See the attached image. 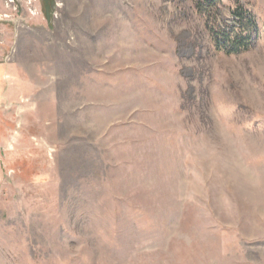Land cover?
Wrapping results in <instances>:
<instances>
[{
    "label": "rangeland",
    "instance_id": "1",
    "mask_svg": "<svg viewBox=\"0 0 264 264\" xmlns=\"http://www.w3.org/2000/svg\"><path fill=\"white\" fill-rule=\"evenodd\" d=\"M239 7L258 31L228 54ZM231 106L264 124V0H0V264H264Z\"/></svg>",
    "mask_w": 264,
    "mask_h": 264
},
{
    "label": "clouds",
    "instance_id": "2",
    "mask_svg": "<svg viewBox=\"0 0 264 264\" xmlns=\"http://www.w3.org/2000/svg\"><path fill=\"white\" fill-rule=\"evenodd\" d=\"M261 117L264 116L256 118ZM219 119L221 127L217 135L220 166L241 188L254 192L264 187V171L251 164L253 154L264 152V124L252 130L254 119L236 114L235 106L228 107Z\"/></svg>",
    "mask_w": 264,
    "mask_h": 264
},
{
    "label": "trees",
    "instance_id": "3",
    "mask_svg": "<svg viewBox=\"0 0 264 264\" xmlns=\"http://www.w3.org/2000/svg\"><path fill=\"white\" fill-rule=\"evenodd\" d=\"M235 24L212 32L219 50L228 54H237L250 48L253 34L257 33L254 18L243 7L235 11Z\"/></svg>",
    "mask_w": 264,
    "mask_h": 264
},
{
    "label": "crops",
    "instance_id": "4",
    "mask_svg": "<svg viewBox=\"0 0 264 264\" xmlns=\"http://www.w3.org/2000/svg\"><path fill=\"white\" fill-rule=\"evenodd\" d=\"M15 87H16L15 90L13 92H10V94H9V97L10 98H12V99H14L16 101L21 96L24 97L25 95L26 96L28 95V91H29V86L28 85L21 86V84L20 85L19 84H16ZM18 88H19V90H18ZM24 100H25V98H24Z\"/></svg>",
    "mask_w": 264,
    "mask_h": 264
}]
</instances>
